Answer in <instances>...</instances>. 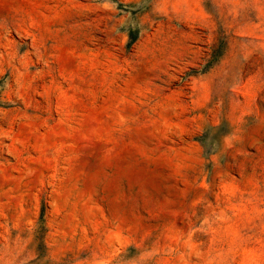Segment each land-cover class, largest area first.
<instances>
[{
  "label": "rangeland",
  "instance_id": "obj_1",
  "mask_svg": "<svg viewBox=\"0 0 264 264\" xmlns=\"http://www.w3.org/2000/svg\"><path fill=\"white\" fill-rule=\"evenodd\" d=\"M0 264H264V0H0Z\"/></svg>",
  "mask_w": 264,
  "mask_h": 264
}]
</instances>
